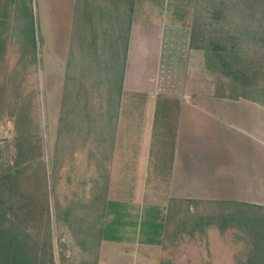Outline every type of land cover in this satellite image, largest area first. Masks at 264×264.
Listing matches in <instances>:
<instances>
[{"label":"rangeland","instance_id":"rangeland-1","mask_svg":"<svg viewBox=\"0 0 264 264\" xmlns=\"http://www.w3.org/2000/svg\"><path fill=\"white\" fill-rule=\"evenodd\" d=\"M28 2L35 43L14 13L0 40V209L37 264L253 263L252 228L217 224L236 207L181 194L172 170L182 100L227 98L217 94L228 79L190 46L192 26L203 44L205 26L237 34V54L257 61L252 93L264 88L260 15L244 0ZM129 24L128 82L138 92L157 79L154 118L142 94L122 101L118 89ZM126 108L147 111L127 116ZM203 137L183 131L182 154L186 139ZM221 138L238 139L231 129Z\"/></svg>","mask_w":264,"mask_h":264},{"label":"crops","instance_id":"crops-1","mask_svg":"<svg viewBox=\"0 0 264 264\" xmlns=\"http://www.w3.org/2000/svg\"><path fill=\"white\" fill-rule=\"evenodd\" d=\"M130 38L129 33L121 84L122 101L125 96L130 95L128 93L131 90L136 92L135 89H130L133 83L128 82L126 72ZM157 83L159 82L156 79L150 89L146 90L142 85V89L136 92L142 94L151 106V118H154L157 108V94L161 92L154 89L159 85ZM123 110H126L127 116H143L147 111L143 108ZM228 129L238 137L234 146L221 138ZM183 131L187 135L200 131L204 136L198 142L186 139L184 154L181 139ZM232 151L234 154L230 156ZM172 172L173 181L181 194L202 193L205 198L213 200L236 201L264 207V105L246 98L228 99L203 94L194 97L193 101H190V95L182 100L177 120ZM257 242L261 248L257 246L255 253L260 259H264V237ZM255 253H251L252 259Z\"/></svg>","mask_w":264,"mask_h":264},{"label":"trees","instance_id":"trees-1","mask_svg":"<svg viewBox=\"0 0 264 264\" xmlns=\"http://www.w3.org/2000/svg\"><path fill=\"white\" fill-rule=\"evenodd\" d=\"M29 0H0V40L5 32L7 16L14 13L15 19L21 27L23 35L35 43V27L34 17L29 6ZM251 10L258 15V22L264 25V0H244ZM130 33V24L127 33L123 37L122 42V66L118 75V89L121 91L123 80V64L128 50ZM238 36L236 33L232 35L228 33L210 32L205 26V44L199 40L198 28L192 26L190 46L192 48H200L205 52V63L207 68L213 72L219 73L228 79L220 88L219 97H227L237 99L240 97L256 101L264 105V88L261 90H253L259 92L258 95L247 92L251 87V81L256 78L255 65L257 61L250 58L248 54H237V50L233 47L237 43ZM228 86L225 88V86ZM222 203L232 204L236 210L231 214H223L222 220L217 222L220 229H225L228 224H244L251 227L256 233L258 241H262L264 237V217L250 216L249 209L258 208L264 210L262 206H256L248 203L236 201H220ZM5 214L0 209V264H37L36 258L33 257L32 248L29 246L26 237L17 229V226L10 221H4ZM254 218L255 224L250 223ZM206 220L204 226H207ZM161 225V224H158ZM152 226H156L152 224ZM155 232V231H154ZM149 242L156 240L149 238ZM158 242V241H157ZM262 243V242H261ZM259 246V244H258ZM260 258L255 254L253 264L259 263Z\"/></svg>","mask_w":264,"mask_h":264}]
</instances>
